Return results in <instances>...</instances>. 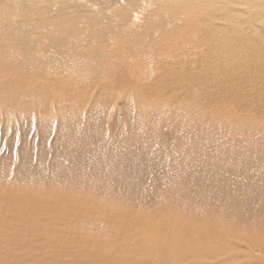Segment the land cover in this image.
I'll return each mask as SVG.
<instances>
[{
    "label": "bare ground",
    "instance_id": "6f19581e",
    "mask_svg": "<svg viewBox=\"0 0 264 264\" xmlns=\"http://www.w3.org/2000/svg\"><path fill=\"white\" fill-rule=\"evenodd\" d=\"M0 131V264H264V0H0Z\"/></svg>",
    "mask_w": 264,
    "mask_h": 264
},
{
    "label": "rangeland",
    "instance_id": "374dc122",
    "mask_svg": "<svg viewBox=\"0 0 264 264\" xmlns=\"http://www.w3.org/2000/svg\"><path fill=\"white\" fill-rule=\"evenodd\" d=\"M152 30V29H151ZM158 37L156 36V32H153L152 33V37L148 39V42H154L157 43ZM166 41V39H165ZM133 44L137 45L139 43H136V42H132ZM121 103V100L119 99H116L112 104H110V107L111 108L110 112L108 114H105V117H106V124H107V127L110 128L114 125V115L117 117H122V114H120V110L117 109V107L120 105ZM32 136H34V132L31 133ZM7 141H8V137H7V134L3 133L0 131V155H2L6 150H7ZM237 216L234 215V218H236ZM44 264V263H42Z\"/></svg>",
    "mask_w": 264,
    "mask_h": 264
}]
</instances>
